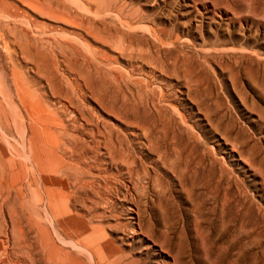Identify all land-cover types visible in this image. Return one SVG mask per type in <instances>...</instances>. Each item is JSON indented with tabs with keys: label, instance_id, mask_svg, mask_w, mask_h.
Listing matches in <instances>:
<instances>
[{
	"label": "rangeland",
	"instance_id": "374dc122",
	"mask_svg": "<svg viewBox=\"0 0 264 264\" xmlns=\"http://www.w3.org/2000/svg\"><path fill=\"white\" fill-rule=\"evenodd\" d=\"M0 179V264H264V0H0Z\"/></svg>",
	"mask_w": 264,
	"mask_h": 264
},
{
	"label": "bare ground",
	"instance_id": "6f19581e",
	"mask_svg": "<svg viewBox=\"0 0 264 264\" xmlns=\"http://www.w3.org/2000/svg\"><path fill=\"white\" fill-rule=\"evenodd\" d=\"M22 106H23V108H24V110H25V112L28 114V120H29V122H28V126H29V134H28V141H29V143H30V146L33 148L34 147V142H35V140L37 139L36 138V136L38 137V130H37V127H36V125L38 124V121H39V118L38 117H36V116H34V114H33V112L34 111H32L31 110V107H32V105H31V107L28 105V104H26V103H23L22 102ZM46 124V123H45ZM41 131V130H40ZM40 133V132H39ZM43 135V134H42ZM45 135V134H44ZM39 136H40V134H39ZM43 137V136H42ZM77 137V136H76ZM27 138V137H26ZM41 139H43V138H41ZM44 140H46V139H44ZM43 140V141H44ZM26 142H27V140H26ZM40 142H41V140H40ZM45 143H46V141H45ZM42 146V145H41ZM60 148V147H59ZM60 151V150H59ZM57 153H58V151H57ZM60 153V152H59ZM61 156V155H60ZM10 171V170H9ZM2 182H1V179H0V184H1ZM87 185V184H86ZM55 188V187H54ZM107 188V187H106ZM101 195V194H100ZM111 196V195H110ZM48 198V197H47ZM46 199V198H45ZM54 205H56V204H54ZM2 208V207H1ZM68 208V207H67ZM61 209V208H60ZM62 210H63V207H62ZM57 211V210H56ZM61 211V210H60ZM67 211V210H66ZM64 212V211H63ZM62 213V212H61ZM58 216H59V214H57ZM65 217V216H64ZM68 217V216H67ZM59 219V218H58ZM78 233V232H77ZM97 238V237H96ZM64 239V238H63ZM7 240V239H6ZM7 242V241H6ZM99 241H97V243H98ZM96 243V244H97ZM100 250V249H99ZM98 250V251H99ZM97 251V252H98ZM5 253V252H4ZM104 253V252H103ZM95 254V253H94ZM110 256V255H109ZM103 257V256H102ZM7 258V257H6ZM91 258V257H90ZM104 258H106V257H104ZM3 260V259H2ZM8 260V259H7ZM97 260V259H96ZM101 260V259H100ZM116 260V259H115ZM114 260V261H115ZM102 262H103V259H102ZM101 262V263H102ZM106 262V261H105ZM105 262H103V263H105ZM110 262H112V261H110ZM14 264V263H13Z\"/></svg>",
	"mask_w": 264,
	"mask_h": 264
}]
</instances>
